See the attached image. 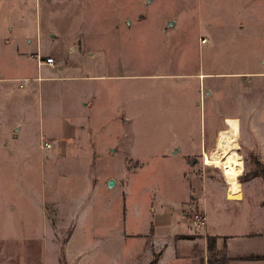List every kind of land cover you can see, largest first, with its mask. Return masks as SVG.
Returning <instances> with one entry per match:
<instances>
[{
  "label": "rangeland",
  "instance_id": "rangeland-1",
  "mask_svg": "<svg viewBox=\"0 0 264 264\" xmlns=\"http://www.w3.org/2000/svg\"><path fill=\"white\" fill-rule=\"evenodd\" d=\"M223 130L234 180L207 161ZM252 154L264 163V0H0V264H190L174 230L202 231L204 209L181 204L183 169L211 224L218 198L246 196L236 216L264 230Z\"/></svg>",
  "mask_w": 264,
  "mask_h": 264
},
{
  "label": "crops",
  "instance_id": "crops-1",
  "mask_svg": "<svg viewBox=\"0 0 264 264\" xmlns=\"http://www.w3.org/2000/svg\"><path fill=\"white\" fill-rule=\"evenodd\" d=\"M42 66L46 67L48 65L44 64ZM106 76H112V75H106ZM47 78L49 79L54 78V72H52V75H50ZM41 80H44V78L43 79L41 78ZM55 82H54V85L57 84ZM229 131L231 132V130ZM186 168L187 166L183 169L182 172H183L184 177L189 179V186H188L187 195L184 198V200H181V204L183 202H186V200H188L191 196L196 195V197L193 198L195 205H197L201 209L203 208L204 211L206 209L208 210V216H207V222H206L207 225L204 228H202V231L198 233H195L193 231H187L186 233H182V231H185L184 229L187 226L186 224L181 222L180 220L181 218L179 217L180 219L177 220L178 226L175 228L174 231L177 232L179 235H182L180 236L182 238H185V236L186 237L189 236V237H187L188 243L183 242V243H179L178 245L176 244L175 251L173 252V256L175 257V260L176 261L183 260V262L188 261L190 264H196V262L198 264H207L208 258L211 255L209 254V250H208L207 237L215 236L217 239L216 249L218 251L225 250L229 258V264H245V263L246 264H264V253H261V251L258 249L260 247L256 246L258 243L257 241H259L260 238L264 237V232H263L264 230L261 229L259 223L255 221L256 217L254 216V214L250 215L248 214V212H246V214L243 216L242 213L241 214L238 213L237 215L238 217H237L235 213L236 210L238 209H239V212H240V209L242 210L244 204L246 203V200H244L243 198L247 199V197L242 196L241 198L232 200V199H229L228 196L226 195L227 200L230 202H228L224 198L225 196L222 199L218 198L217 203H215V206H214L215 210L219 213L218 220L214 219L216 221V224L213 225L210 223V220L212 219V216L210 215L211 212L209 208H206L207 205L205 204L202 198V193L200 192V186L202 183V179L200 180L197 177L192 176V175L189 177V175L186 174ZM237 183L238 182L236 181L231 182L230 180H228V184L230 185V187L228 186V188L235 186ZM224 188L222 191L223 195L225 194ZM233 208H234L233 213L230 215L229 210ZM226 217H231V220L233 222H234L235 217H236V220H243L244 222V224L242 225L243 228L240 230L234 229L232 231H226V230L221 229V226L218 224V222L223 221V218H226ZM179 249L181 250L180 254L184 256L176 255V251ZM186 251H189L190 253L185 254Z\"/></svg>",
  "mask_w": 264,
  "mask_h": 264
},
{
  "label": "bare ground",
  "instance_id": "bare-ground-1",
  "mask_svg": "<svg viewBox=\"0 0 264 264\" xmlns=\"http://www.w3.org/2000/svg\"><path fill=\"white\" fill-rule=\"evenodd\" d=\"M232 138L229 130H223L217 139L216 149L211 153V158L207 159L208 162L213 163L212 165L221 166L230 180L236 179L243 167V161L235 151V141Z\"/></svg>",
  "mask_w": 264,
  "mask_h": 264
},
{
  "label": "trees",
  "instance_id": "trees-1",
  "mask_svg": "<svg viewBox=\"0 0 264 264\" xmlns=\"http://www.w3.org/2000/svg\"><path fill=\"white\" fill-rule=\"evenodd\" d=\"M252 159L255 163V169L251 172L252 176H260L263 179L264 183V163L254 154L251 155ZM241 178V177H240ZM238 180V179H237ZM242 180V178H241ZM243 181V180H242ZM189 237V236H187ZM185 236V238H187ZM208 250L210 257L208 258L207 264H229V258L225 252V250H217V239L215 236H208ZM158 259H152L149 264H157Z\"/></svg>",
  "mask_w": 264,
  "mask_h": 264
},
{
  "label": "built area",
  "instance_id": "built-area-1",
  "mask_svg": "<svg viewBox=\"0 0 264 264\" xmlns=\"http://www.w3.org/2000/svg\"><path fill=\"white\" fill-rule=\"evenodd\" d=\"M38 64L41 67L42 65H48L51 68H54L57 66V62L54 57H44V56H38ZM192 224L195 225V228L201 230L207 225V215L206 212L197 210L193 216H192Z\"/></svg>",
  "mask_w": 264,
  "mask_h": 264
},
{
  "label": "water",
  "instance_id": "water-1",
  "mask_svg": "<svg viewBox=\"0 0 264 264\" xmlns=\"http://www.w3.org/2000/svg\"><path fill=\"white\" fill-rule=\"evenodd\" d=\"M110 183L113 184L114 183V180H110Z\"/></svg>",
  "mask_w": 264,
  "mask_h": 264
}]
</instances>
